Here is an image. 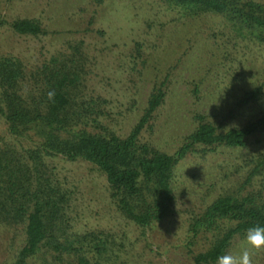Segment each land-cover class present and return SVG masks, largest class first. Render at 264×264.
<instances>
[{"label":"rangeland","instance_id":"obj_1","mask_svg":"<svg viewBox=\"0 0 264 264\" xmlns=\"http://www.w3.org/2000/svg\"><path fill=\"white\" fill-rule=\"evenodd\" d=\"M251 1L264 6V0ZM16 19H36L47 34L18 35L11 28ZM0 57L22 62L26 88L31 74L52 57L66 62L80 76L77 101L94 110L87 130L101 126L122 138L163 83L164 103L140 140L167 154L196 128V115L221 132L264 116V43L223 15H194L162 0H0ZM257 88L260 98L243 103ZM2 143L28 145L8 133L0 112ZM263 155L264 130L244 147L188 155L174 171V214L150 227L118 212L105 175L94 165L47 157L54 178L69 193L70 231L97 235L106 249L98 253L90 242L79 255L41 248L27 264H82L79 257L89 264H194V255L205 251L209 240L190 237L193 218L223 195L260 191L264 196V170L244 183ZM24 239L23 225L0 224V264H14ZM243 247L236 237L226 253L238 255ZM251 260L264 264V249L253 251Z\"/></svg>","mask_w":264,"mask_h":264},{"label":"trees","instance_id":"obj_2","mask_svg":"<svg viewBox=\"0 0 264 264\" xmlns=\"http://www.w3.org/2000/svg\"><path fill=\"white\" fill-rule=\"evenodd\" d=\"M197 15L206 12L225 16L240 32L264 43V6L251 0H162ZM101 4L103 0H95ZM11 28L18 35L40 37L47 34L36 19H16ZM79 75L72 66L52 57L31 74L26 88L22 62L0 57V112L8 133L27 140V147L0 144V224L25 228L24 245L14 264H27L41 248L54 253L79 255L90 242L101 253L106 241L94 234L71 232L67 209L69 193L56 181L46 163L47 157L62 156L94 165L105 177L110 198L118 212L141 227H150L175 212L172 180L177 165L193 153L205 154L219 147L238 148L264 130V116L240 128L224 132L202 115H196V128L173 153H164L140 140L150 128L154 113L164 103V84L153 89L142 116L122 138L97 126L88 131L94 110L77 101L75 86ZM54 91L51 99L48 93ZM261 96L257 88L244 95L243 103ZM89 116V117H88ZM95 119L92 124H95ZM200 148V149H199ZM264 170V155L245 179ZM264 226L262 192L223 195L215 199L190 224V237L209 240L208 248L193 257L194 264H216L234 238H244L247 229ZM79 262L89 264L84 257Z\"/></svg>","mask_w":264,"mask_h":264},{"label":"clouds","instance_id":"obj_3","mask_svg":"<svg viewBox=\"0 0 264 264\" xmlns=\"http://www.w3.org/2000/svg\"><path fill=\"white\" fill-rule=\"evenodd\" d=\"M54 95L55 92L50 91L48 93L49 99ZM243 244V250L238 255L232 253L219 255L216 258V264H252V252L264 249V226H253L247 229Z\"/></svg>","mask_w":264,"mask_h":264}]
</instances>
